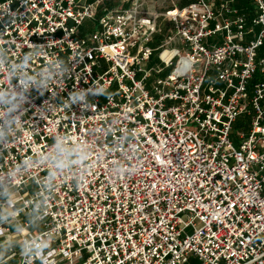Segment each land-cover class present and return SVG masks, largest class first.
I'll return each mask as SVG.
<instances>
[{"label": "built area", "instance_id": "built-area-1", "mask_svg": "<svg viewBox=\"0 0 264 264\" xmlns=\"http://www.w3.org/2000/svg\"><path fill=\"white\" fill-rule=\"evenodd\" d=\"M105 1L0 2V264H264V0Z\"/></svg>", "mask_w": 264, "mask_h": 264}, {"label": "crops", "instance_id": "crops-1", "mask_svg": "<svg viewBox=\"0 0 264 264\" xmlns=\"http://www.w3.org/2000/svg\"><path fill=\"white\" fill-rule=\"evenodd\" d=\"M6 0H0V2H3ZM96 0H94L95 2ZM173 1V2H172ZM194 0H144L143 1V10L148 13H163L168 8L172 6L174 3L176 6L180 7V5H188L190 2ZM229 2L231 0H219L217 5L224 2ZM91 2V0H87V3L91 4L94 3ZM232 7L238 9L245 15L251 19L254 16V5L252 0H235V3L232 4ZM159 24L162 28H169L170 24H168L163 19L159 20ZM251 38V37H250ZM9 255V246L5 245L4 247L0 248V260L3 258H6ZM12 264H15L12 262Z\"/></svg>", "mask_w": 264, "mask_h": 264}, {"label": "rangeland", "instance_id": "rangeland-1", "mask_svg": "<svg viewBox=\"0 0 264 264\" xmlns=\"http://www.w3.org/2000/svg\"><path fill=\"white\" fill-rule=\"evenodd\" d=\"M110 3H111V7L113 8V7H117V6H128L129 4H130V2L128 3V2H123V0H110L109 1ZM157 41H159V37H157ZM157 55L158 54H156L155 55V57H154V59H153V61H152V63L150 64V67H152V66H156V64L158 63V59H157ZM170 71H171V69H167V70H165L164 71V73L160 76V77H165V76H167L169 73H170ZM154 77L156 78V77H158V75H156V74H154ZM188 264H198L197 263V261L196 260H193V259H191L190 260V262L188 263Z\"/></svg>", "mask_w": 264, "mask_h": 264}, {"label": "trees", "instance_id": "trees-1", "mask_svg": "<svg viewBox=\"0 0 264 264\" xmlns=\"http://www.w3.org/2000/svg\"><path fill=\"white\" fill-rule=\"evenodd\" d=\"M110 0H107V1H105V4L109 7V8H112L111 7V3L109 2ZM91 2H94V0H91ZM185 6H187V5H185ZM184 5H180V7H185ZM260 56H264V47H262L261 48V50H260ZM260 79V77H257L256 79H255V82L257 81V80H259ZM243 118H241V119H239L238 121H237V123L235 124V129H238V128H240V127H242L243 125Z\"/></svg>", "mask_w": 264, "mask_h": 264}]
</instances>
